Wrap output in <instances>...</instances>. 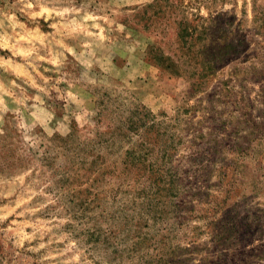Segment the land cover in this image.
I'll return each instance as SVG.
<instances>
[{"label": "rangeland", "instance_id": "374dc122", "mask_svg": "<svg viewBox=\"0 0 264 264\" xmlns=\"http://www.w3.org/2000/svg\"><path fill=\"white\" fill-rule=\"evenodd\" d=\"M0 264H264V0H0Z\"/></svg>", "mask_w": 264, "mask_h": 264}]
</instances>
